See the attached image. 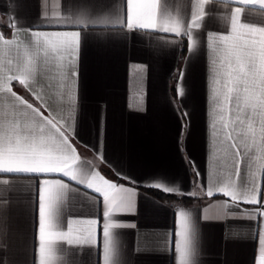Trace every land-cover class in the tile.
Masks as SVG:
<instances>
[{"label":"crops","instance_id":"crops-1","mask_svg":"<svg viewBox=\"0 0 264 264\" xmlns=\"http://www.w3.org/2000/svg\"><path fill=\"white\" fill-rule=\"evenodd\" d=\"M81 2L103 11L113 0H0V32L6 37L15 33L16 43L11 46L14 64L35 54L30 30H78L48 27L42 21L43 13H50L57 3L62 13L67 9L71 14L70 6ZM195 2L169 0L168 6L173 14L179 10L187 21ZM209 7L205 5L206 11ZM211 7L214 15H224L215 12L222 5ZM262 17L264 13L252 10L249 19ZM10 20L16 27L9 28ZM221 30L215 19L205 18L202 29L194 32L203 39L207 31ZM7 47L0 42V48ZM36 66L34 90L58 120L68 119L73 106L68 96L69 82L62 79L56 59L51 55L45 58L41 52ZM180 70L185 72L182 82ZM77 71L71 89L76 96L74 143L81 159L106 178L116 179L118 170L139 185L135 211L119 216L128 226L114 230L119 235L123 264H177L172 240L180 209L191 212L198 229L196 264H254V256L259 254L257 222L247 213L257 206L241 204L225 209L228 198L205 194L209 173L215 168L210 153L206 46L198 45L190 53L187 38L174 34L128 31L119 26L89 27L81 34ZM181 83L185 88L182 98L175 91ZM13 89L27 95L18 84L14 83ZM9 102V97L0 94V108ZM101 155L107 163L102 162ZM161 177L169 186L179 188L178 193L170 194L173 198H160L154 193L162 191L146 187L153 178ZM2 179L10 180V184L0 185V264H39L36 178L24 175ZM257 182L264 186V177L258 174ZM84 191L78 188L81 194ZM88 195L94 194L89 191ZM187 197L192 200L183 201ZM98 199L100 203L91 205L83 195L69 194L66 211L82 220L96 218L94 214L98 213L102 223V197ZM260 228L264 232V219H260ZM101 235L97 226V244L73 250L74 264H97L98 247L103 264Z\"/></svg>","mask_w":264,"mask_h":264},{"label":"snow or ice","instance_id":"snow-or-ice-1","mask_svg":"<svg viewBox=\"0 0 264 264\" xmlns=\"http://www.w3.org/2000/svg\"><path fill=\"white\" fill-rule=\"evenodd\" d=\"M168 3L169 0L164 3L113 0L106 10L97 11L81 2L70 6L71 14L67 9L62 13L57 3L50 13H43L42 23L78 30H30L35 54L15 64L11 58L15 33L6 37L0 32V42L8 46L0 48V94L10 98L0 108V177L36 178L39 264H74L75 248L97 244V226L102 234L103 264H123L119 235L114 230L128 226L119 216L135 211L138 181L118 170L116 179L106 178L90 162L81 159L74 143L76 96L71 89L79 75L77 60L82 31L89 27L115 26L187 38L190 53L198 45L206 46L210 153L215 168L209 173L205 194L210 198L217 194L228 198L225 209L239 208L241 204L257 206L247 217L257 222L259 254L254 256V264H264V232L260 228V219H264V186L257 182L258 174L264 177V17L249 19L252 10L264 13V0H196L187 21L179 10L173 14ZM216 4L223 6L215 10L224 13L223 16L213 14L211 5ZM205 5L210 6L207 11ZM205 18L215 19L222 30L207 31L202 39L194 30L202 29ZM14 27L15 21L10 20L9 28ZM41 52L45 58L51 55L56 59L62 79L69 82L68 96L73 106L68 119L58 120L33 88L38 73L36 60ZM184 76V70H180L181 82ZM14 83L23 87L27 95L15 91ZM175 91L182 98L183 84ZM101 160L107 163L102 155ZM196 177L200 179L198 169ZM9 184L8 179L0 180V185ZM81 187L85 190L83 194L78 192ZM146 187L168 194L180 191L169 186L163 177L153 178ZM89 191L94 195L89 196ZM69 194L83 195L91 205L100 203L98 198L102 197V223L98 213L94 214L96 218L87 220L72 218L66 211ZM177 214L178 225L172 240L177 264H196L197 226L191 212L180 209ZM97 252V264H100L99 247Z\"/></svg>","mask_w":264,"mask_h":264},{"label":"trees","instance_id":"trees-1","mask_svg":"<svg viewBox=\"0 0 264 264\" xmlns=\"http://www.w3.org/2000/svg\"><path fill=\"white\" fill-rule=\"evenodd\" d=\"M182 52H184V48L182 47ZM156 196L160 197V198H163V199H167V198H170V197H174L173 195H170V194H166V193H163V192H155L154 193ZM183 201L187 202L189 200H192L190 197H187V198H182Z\"/></svg>","mask_w":264,"mask_h":264}]
</instances>
